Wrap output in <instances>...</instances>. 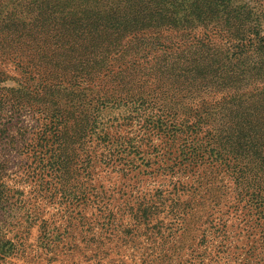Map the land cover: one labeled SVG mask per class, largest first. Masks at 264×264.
Masks as SVG:
<instances>
[{
    "label": "trees",
    "instance_id": "16d2710c",
    "mask_svg": "<svg viewBox=\"0 0 264 264\" xmlns=\"http://www.w3.org/2000/svg\"><path fill=\"white\" fill-rule=\"evenodd\" d=\"M9 1L19 13L0 21V61L18 70L19 90L0 87V199L9 194L3 178L17 143L10 129L20 106L42 119L31 148L21 146L17 155L29 161L28 178L36 179L38 191L96 199L106 193L90 177L89 191L78 182L82 175L75 178L66 147L69 134L75 137L70 122L81 119L79 109L86 111L81 82L104 83L93 87L89 104L139 108L142 114L158 97L165 109L187 112L180 102L209 90L224 95V108L194 110V122L183 120L169 131L183 138L190 130L194 138L212 127L204 134L211 156L231 167L239 203L264 220V187L253 186L250 168L264 178V0ZM154 115L157 126L165 125L168 116ZM179 149L182 163L188 147ZM127 155L125 149L121 159Z\"/></svg>",
    "mask_w": 264,
    "mask_h": 264
},
{
    "label": "rangeland",
    "instance_id": "374dc122",
    "mask_svg": "<svg viewBox=\"0 0 264 264\" xmlns=\"http://www.w3.org/2000/svg\"><path fill=\"white\" fill-rule=\"evenodd\" d=\"M17 13L9 0H0V18H6L0 21ZM1 61L0 87L18 91V70ZM102 85L80 83L86 111L78 110L81 119L70 122L75 137L66 138L75 178L82 175L78 182L89 191L90 177L106 193L96 199L38 191L36 179L28 178L29 161L17 155L21 146L31 148L42 119L28 106L17 110L10 129L17 143L3 178L9 194L0 199V264H264V220L239 203L231 167L211 156L204 134L212 127L194 138L190 130L183 138L169 131L183 120L194 122V110L219 112L224 95L191 94L180 102L187 112L165 109L158 97L142 114L139 108L89 104L93 87ZM155 113L168 116L165 125L157 126ZM89 126L94 131L85 132ZM174 136L179 147L171 145ZM183 146L187 156L180 163L176 151ZM250 168L253 186L264 187L256 167Z\"/></svg>",
    "mask_w": 264,
    "mask_h": 264
}]
</instances>
